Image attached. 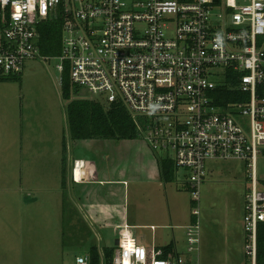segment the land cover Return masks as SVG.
Wrapping results in <instances>:
<instances>
[{"label": "built area", "instance_id": "1", "mask_svg": "<svg viewBox=\"0 0 264 264\" xmlns=\"http://www.w3.org/2000/svg\"><path fill=\"white\" fill-rule=\"evenodd\" d=\"M58 18L64 19L60 74L68 63L75 86L123 104L138 119L139 137L173 163L175 180L188 172L182 186L192 191L189 253L199 251L207 163H246L245 252L256 264L264 223L257 174L264 150V0H0V77L47 58L40 54V25ZM163 252L149 253L123 229L112 264H199Z\"/></svg>", "mask_w": 264, "mask_h": 264}, {"label": "rangeland", "instance_id": "2", "mask_svg": "<svg viewBox=\"0 0 264 264\" xmlns=\"http://www.w3.org/2000/svg\"><path fill=\"white\" fill-rule=\"evenodd\" d=\"M59 63L57 57L30 59L25 63L21 80L0 82V173L6 177L0 180V251L30 253L42 260L45 259L40 255H48L46 259L50 261L67 252L64 245L72 242L69 237L72 229L68 223L67 235H63L66 218L62 208L65 207V215L69 213L68 222L72 215V206L66 195L64 200L61 190L64 178L61 179L59 174L64 144L68 147L66 162L71 152L84 153L78 156H109L120 171L117 169V174L106 176L102 173V178L126 180L127 183L119 187L122 190L130 188L133 196H140L138 202H134V210L138 209V203L143 204L142 198L147 204L157 202L150 190L155 185L144 183L143 177L139 180L133 178L134 173L144 170L142 157L155 156L142 138L105 140L96 143L95 146H100L96 149L78 148L85 142L71 138L68 101L62 97L61 74L57 69ZM85 97L95 99L84 89L74 98ZM87 145L93 144L87 141ZM207 167L206 181H210L200 188L199 251L188 252L187 228L178 230L180 251L188 253L187 259L200 258L199 264H253L245 252L242 224L250 187L246 163L239 160L210 161ZM187 174V171L180 170L179 180L167 183V193L172 205L178 208L180 219L190 226L192 191L182 186ZM257 174L260 180L264 179V150L257 158ZM107 185V188L113 187L110 186L112 183ZM104 187V183L94 186L97 189ZM161 189L164 195V187L160 186ZM105 198H113L110 190ZM162 199L168 204L166 197ZM64 236L69 237L65 244ZM232 249L237 250L233 258ZM68 252L77 254L84 250L69 249Z\"/></svg>", "mask_w": 264, "mask_h": 264}, {"label": "crops", "instance_id": "3", "mask_svg": "<svg viewBox=\"0 0 264 264\" xmlns=\"http://www.w3.org/2000/svg\"><path fill=\"white\" fill-rule=\"evenodd\" d=\"M77 141L85 142V144L78 145L79 149L83 147L96 149L100 146H95V144L105 140ZM87 141L91 142L93 145L88 146ZM79 154L84 153L71 152L64 170L61 159L59 174H61V179L62 176H64V185L63 183L61 185V190H63L64 195L63 198L65 200L66 195L68 204L72 206L70 210L72 215L69 222V213L65 215V207L62 208L63 217L66 218L64 221L65 226L63 235H67V223L69 228L72 229V232L69 231V237L72 242L71 244L64 245V248L68 251L69 249H83L84 252L77 254H72L68 251L63 252L55 261H50L46 259L48 255H40L45 259L42 260L38 259L36 256L30 255V253H5L3 250L0 251V264H77V257H89L90 249L93 246L98 249L101 264H106V250L110 248L114 249V251L116 250V241L120 239V234L123 229L130 231L137 242L145 246L149 253L158 250L164 251L165 247L172 246L173 254H171V256L185 255L187 259L188 253L184 254L182 253L183 251H180L177 234L179 233L178 230L186 229L188 224L180 219L178 208L172 205L171 196H168V184L164 182L161 174L160 156L155 154V156L149 159L142 157L141 164L145 166L144 170L140 169L133 175L135 180H139L143 177L145 180L144 183L155 185V187L150 188V190L152 189L151 191L155 195L154 201L157 202L155 205L154 202L147 204L144 198H142L143 204L138 203L137 208L139 210H134V202H138L136 200L138 198L140 199V196H133L130 188L122 190L119 187L123 183L126 184V180H105L102 178V173L106 176L107 174H117L120 171L117 166H115L114 161L109 158V156H78ZM152 154L154 155V153ZM5 178L6 177L0 173V180ZM26 180L29 179L27 178ZM247 180H249V178ZM208 181L210 180L207 179L204 183ZM101 183L105 184L103 189L94 188V186H99ZM107 183H112L110 186L113 187L107 188V186H109ZM160 186H162V188L164 187V195L161 194L162 189L160 190ZM109 190L113 196L112 199L105 198ZM163 197L167 198L168 204L163 202ZM122 201L124 204H120ZM242 224L244 227V221ZM73 232L74 234H72ZM69 237L64 236L63 244H65L67 240L69 241ZM231 252L234 253L232 256L233 258L237 250L232 249ZM197 259L199 263H201L200 258L197 257ZM234 259H237V257Z\"/></svg>", "mask_w": 264, "mask_h": 264}, {"label": "trees", "instance_id": "4", "mask_svg": "<svg viewBox=\"0 0 264 264\" xmlns=\"http://www.w3.org/2000/svg\"><path fill=\"white\" fill-rule=\"evenodd\" d=\"M64 19H48L40 25V54L43 57L62 55ZM22 73L0 77V82L21 80ZM225 93H235L229 87L222 88ZM81 89L72 83L70 66L65 64L61 74V93L68 101L67 114L71 138L73 140H135L139 138L137 121L121 103H109L103 99L74 98L80 95ZM233 100V99H231ZM224 105L225 102H218ZM66 145H63V170L65 168ZM161 174L164 182L175 181V168L171 161L160 160ZM64 178V176H63ZM64 185V179L62 181ZM264 185V179L261 181ZM114 249L106 250V264H112ZM172 246L164 248L163 258L171 257ZM90 264H101L98 249H90ZM256 264H264V223H260L257 232Z\"/></svg>", "mask_w": 264, "mask_h": 264}, {"label": "water", "instance_id": "5", "mask_svg": "<svg viewBox=\"0 0 264 264\" xmlns=\"http://www.w3.org/2000/svg\"><path fill=\"white\" fill-rule=\"evenodd\" d=\"M119 240L116 241V246H118Z\"/></svg>", "mask_w": 264, "mask_h": 264}, {"label": "bare ground", "instance_id": "6", "mask_svg": "<svg viewBox=\"0 0 264 264\" xmlns=\"http://www.w3.org/2000/svg\"><path fill=\"white\" fill-rule=\"evenodd\" d=\"M78 175V174H77Z\"/></svg>", "mask_w": 264, "mask_h": 264}]
</instances>
